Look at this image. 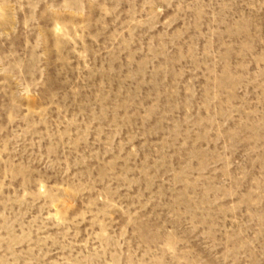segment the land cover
<instances>
[{
    "label": "rangeland",
    "instance_id": "rangeland-1",
    "mask_svg": "<svg viewBox=\"0 0 264 264\" xmlns=\"http://www.w3.org/2000/svg\"><path fill=\"white\" fill-rule=\"evenodd\" d=\"M0 264H264V0H0Z\"/></svg>",
    "mask_w": 264,
    "mask_h": 264
}]
</instances>
